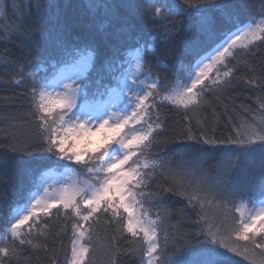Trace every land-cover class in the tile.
<instances>
[{"label":"snow or ice","instance_id":"snow-or-ice-1","mask_svg":"<svg viewBox=\"0 0 264 264\" xmlns=\"http://www.w3.org/2000/svg\"><path fill=\"white\" fill-rule=\"evenodd\" d=\"M25 8L0 0V56L10 73L3 86L23 88L0 109V170L26 157L37 171L28 170L26 192L12 184L21 202L0 216V264H44V257L59 264L61 249L48 244L53 215L63 216L64 228L71 224L64 264H96L102 220L112 229L106 264H120L121 255L131 264H264V60H252L264 46V2L257 11L234 0H84L80 8L92 21L87 43H78L58 0H29ZM193 19L198 35L183 41L187 62L162 85L149 57L174 56ZM137 25L151 26L143 43ZM121 38L136 42L123 58L113 44ZM45 52L57 59L49 62ZM97 70L106 75L93 86ZM238 81L255 93L250 105L232 99ZM168 105L197 119L199 137L185 139L207 148L178 137L179 158L153 155L168 143L160 114ZM202 112L228 134L217 138L213 127L209 136ZM96 133L104 135L93 145L89 134ZM70 137H83L85 150L74 146L69 154ZM207 149L220 152L215 167ZM189 153H196L191 160ZM0 183L9 180L0 176ZM169 193L185 202L175 214Z\"/></svg>","mask_w":264,"mask_h":264},{"label":"trees","instance_id":"trees-1","mask_svg":"<svg viewBox=\"0 0 264 264\" xmlns=\"http://www.w3.org/2000/svg\"><path fill=\"white\" fill-rule=\"evenodd\" d=\"M18 2L21 9H24L26 11L25 6L28 4L29 0H18ZM58 2L62 6L61 12L64 20L70 25L73 33L78 34L81 38L80 41H78V43H87L88 38L92 33V26H91L92 21L90 17L87 14H85L80 8V5L84 2V0H58ZM128 2H133V0H128ZM234 2L235 3L243 2L249 5H254L255 9L259 11L261 7V3L264 2V0H234ZM12 15L13 13L10 10L9 18H11ZM249 16L250 13L244 11L241 18L245 21V23H247ZM190 26H191V31L189 32L187 30L189 25L188 24L185 25L184 35L178 38L175 44L173 45V49L175 52L174 56H169L167 58L151 57V56L149 57L150 63L152 64L153 76H156L158 74L160 76V81L162 85L167 84L169 81L174 80L175 73L180 69L182 62L183 63L187 62L188 58L184 55L183 41L185 39L194 38L198 35L196 30L195 19H193L190 22ZM137 28L142 36L141 43H143V40L148 38V33L151 31V26L137 25ZM109 31H111V29H109ZM235 31H236L235 28H231L229 30V34ZM113 44L115 45V48L118 49V52L116 54L121 58L130 55L129 49L134 48L136 46L135 39L129 40L127 38H121L118 41L113 40ZM2 51L3 50L0 49V52ZM25 51L27 50L25 49ZM101 51L106 52L108 55L113 54V51L111 49H105L102 47ZM12 55L16 57H20L19 51L17 49H12ZM44 55L45 57L48 58L49 62H52L57 59L55 55L49 57L47 52H45ZM157 60L163 61L165 65L164 70L162 71L157 70V68L155 67V63ZM252 60H254L257 64H259L262 60H264V46H260L257 50H254V55L252 56ZM249 62H251V60ZM243 74L244 73L242 70L241 75ZM9 75L10 73H8L6 69L3 67V57L0 56V109H3L6 106L4 104L5 99L11 96L20 97L21 93L23 92V88L19 86H9L8 88H5L3 86L5 78ZM39 75L43 76L44 73L40 72ZM101 75H106V74L100 73L98 70L93 71L91 73L89 79L91 82H93V86H95L94 82L98 78H100ZM104 83H108V80L104 79ZM238 83H239V87L231 93L232 99H234L238 105L241 106H243L244 104L250 105L252 103V98L254 97L255 93L249 95V93L245 91L248 88V86L244 85L242 82L239 81ZM13 87L16 88L15 92H13ZM16 106L19 107V104H17ZM160 114L167 121L165 124V129H166L165 139L168 141V143L163 147L154 149L153 155H157V156L165 155L172 158H179L180 156L179 149L182 147V144H176L173 142L178 137L184 143L191 145L193 149L200 150L203 148H207V146H204L202 144H196L192 140L185 139L188 135L199 137L202 129L197 119L193 118L190 122L188 120H185L183 112L181 111L178 113L171 105H168L166 108L162 109ZM200 115L201 117L203 116L208 117V120L204 122V127L207 129L209 136L213 135V127H215L214 135L217 138L226 136L228 134V129L225 127L223 122L215 125L213 124L212 117L209 112H202ZM189 127H191L192 129L191 133L187 131ZM64 146L68 151L72 150L71 143L66 142ZM207 152L211 154V155H206L205 157L208 160V166L215 167L216 162L219 161L220 159V152L214 149H207ZM69 154H71V152H69ZM195 154L196 153H189V155L186 158L191 160ZM58 163L67 164L69 162L59 161ZM69 166L71 168L80 167L79 165L76 164H70ZM29 169H32L33 172H36L37 169L35 163L26 157H21L14 162H9V165L6 169L0 170V176H6L7 179L9 180L8 184L0 183V216L6 214L10 210V206L13 203L21 202L18 196L14 197L12 195L13 183L15 184L17 192H19L21 189H23L26 192L31 187L32 176L29 174L28 171ZM81 175L84 176L83 174ZM168 197L169 199L167 200V203L169 204L170 207H172L173 212L175 214L176 210L183 207L185 202L180 197L172 196L170 193L168 194ZM51 211L53 212V214H55L57 209L54 208ZM42 219H47V218L42 217ZM49 224H50V228L47 231L51 235L52 239L48 240V244L50 246V249L51 248L61 249L58 259H59V264H64V252L70 250L71 224L68 223L67 228H64L63 216L57 219L55 215H53L52 218L49 220ZM97 227L99 233V240L97 241V246L99 248V251L96 254V264H106V257L103 255V245L105 242H110L112 236V229L108 225L104 224L103 220L101 221L100 225H98ZM57 232L61 233L60 237L56 236ZM129 239L131 238L129 237ZM121 247H127V245L122 243ZM41 255H43V253H41ZM44 264H48V257H44ZM120 264H131V262L128 258L121 255ZM241 264H243V262H241Z\"/></svg>","mask_w":264,"mask_h":264},{"label":"rangeland","instance_id":"rangeland-1","mask_svg":"<svg viewBox=\"0 0 264 264\" xmlns=\"http://www.w3.org/2000/svg\"><path fill=\"white\" fill-rule=\"evenodd\" d=\"M92 132L93 133L96 132L94 127L92 128ZM89 135H90V139L93 141V145H96V144H99L101 142V136L104 134L103 133H96L95 135H91V134H89ZM83 139H84L83 137H81L79 140L75 137H70L67 142L72 144V149L75 146L76 151H83V150H85V145L82 143ZM71 151L72 150H70L69 152H71ZM89 151H90V149H89ZM85 159H86V157H85ZM52 175H53V177H55V174H52ZM80 178L83 179L86 177L81 175ZM48 182H49V184H52L53 181L49 180ZM41 194H43L42 190H41Z\"/></svg>","mask_w":264,"mask_h":264}]
</instances>
